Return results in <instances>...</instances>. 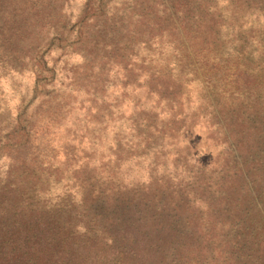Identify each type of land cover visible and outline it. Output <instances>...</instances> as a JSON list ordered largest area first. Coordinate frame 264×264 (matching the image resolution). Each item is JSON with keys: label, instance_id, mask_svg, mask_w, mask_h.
<instances>
[{"label": "trees", "instance_id": "1", "mask_svg": "<svg viewBox=\"0 0 264 264\" xmlns=\"http://www.w3.org/2000/svg\"><path fill=\"white\" fill-rule=\"evenodd\" d=\"M61 1L0 0L1 44L10 59L21 58L26 47L21 51L18 44L29 42L33 27L40 34L60 36L55 31L65 22ZM207 1L129 0L130 11L111 20V0H98L89 15H82L74 44L91 42V31L95 39L109 40L97 57L81 59L90 73L103 79L88 80L94 84L72 91L61 84L51 102L74 131L87 134L90 128L97 133L93 146L106 145L108 164L132 157L168 173L170 160L177 156L173 146L187 131V102L181 91L190 83L180 72L176 75V58L190 52L208 73L216 75L221 69L210 55L212 44L201 34L210 24L205 21L211 10L205 9ZM5 4L10 8L7 15ZM89 6L86 0L84 9ZM163 39L167 41L158 55L164 52L167 61L161 69L157 60L141 57L134 48L146 52ZM29 44L27 50L34 48ZM46 66L45 60L38 61L43 72ZM227 77L230 85L255 84L251 74L238 67ZM64 94L70 109L63 107ZM72 95H80L81 101ZM238 98L229 94L222 110L210 106L224 150L215 161L184 172L185 193L174 205L164 204L168 199L157 185L161 180L140 191L107 184L90 207L92 218L80 225L68 219L72 211L37 202L38 182L58 166L52 157L22 156L21 140L0 185V264H264V111L239 104ZM53 116L43 125L47 128L41 125L42 131L53 126ZM28 125L29 130L17 131V122L12 133L27 140L34 129L32 121ZM109 133L115 136L103 142Z\"/></svg>", "mask_w": 264, "mask_h": 264}, {"label": "rangeland", "instance_id": "2", "mask_svg": "<svg viewBox=\"0 0 264 264\" xmlns=\"http://www.w3.org/2000/svg\"><path fill=\"white\" fill-rule=\"evenodd\" d=\"M46 1L39 0V3ZM85 1L62 0L65 22L60 30L55 31L60 36L54 38L51 33L44 35L45 31L40 34L33 27L28 43L34 48L27 50L28 43L25 41L18 44L21 51L26 47L19 60L9 58L0 38V185L5 184L11 167L10 159L22 140V156L34 155L37 159L52 157L58 166L56 172L52 170L47 174V180L38 182L37 188L41 190L36 196L37 202L44 206L41 200H45L43 202L54 210L72 211L68 219L76 225L92 218L90 207L96 203L99 194L107 190V184L109 187L140 191L151 182L154 184L161 180L157 185L163 190L161 194L168 199L164 204L174 205L178 197L185 193L184 172L196 169L199 163L215 161L224 150L225 143L222 136L218 135L220 131L217 130L210 106L213 104L217 110H222V103L228 95L237 93L239 104L264 111V0H208L205 9L211 10L207 13L210 17H205V21L210 26L206 24L201 34L212 44L210 55L219 60L216 63L221 69L216 75L208 73L209 68L204 69L203 63L190 52L176 58V75L180 72L184 81L190 83L181 91L187 102L184 123L187 131L177 139L176 147L173 146L177 156L170 160L168 173L151 169L144 159L135 160L132 157L123 163L108 164L106 145L93 146V142L98 140L97 133L90 128L87 134L74 131L69 118L61 114L64 118L61 119L51 102L61 84L72 91L76 88L85 89L91 83L88 80L99 82L103 79L97 78L100 75L94 71L90 73L81 59L97 57L109 40L103 36L95 39V31H91V42L74 44L78 22L82 15L90 14L93 4L98 0H87L90 1L88 9H84ZM115 2L118 0H111L108 6L111 20H117L122 13L130 11L129 0L118 4ZM4 7L3 12L7 15L10 8L8 4ZM95 40L99 41L97 45L93 44ZM166 41L163 39L160 44L153 42L146 52L134 48L141 53V57L150 55L154 61L157 60V68L161 69L167 59L164 52L158 55V49H163ZM40 60L46 61L47 72L37 67ZM98 63L100 60L93 65L97 67ZM150 67L153 69L152 66L147 68ZM235 67L247 70L255 81L254 86L230 85L227 73ZM34 69H38L39 76H34ZM72 97L76 102L81 101L80 95ZM62 99L65 104L63 107L70 109L67 94ZM30 115L32 120L28 119ZM51 115H54L53 126L49 131H42V126L50 120ZM30 121L34 129L29 139L25 140L22 134L12 133V127L17 122V131L24 132V128L29 130ZM208 131L210 134H207ZM114 136L109 133L103 142H108ZM25 192L30 197V190ZM169 199H172L171 202Z\"/></svg>", "mask_w": 264, "mask_h": 264}]
</instances>
